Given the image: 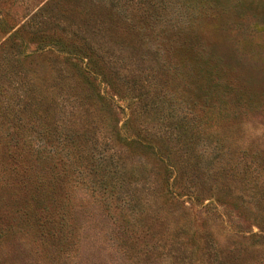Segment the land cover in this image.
Wrapping results in <instances>:
<instances>
[{"label": "rangeland", "instance_id": "rangeland-1", "mask_svg": "<svg viewBox=\"0 0 264 264\" xmlns=\"http://www.w3.org/2000/svg\"><path fill=\"white\" fill-rule=\"evenodd\" d=\"M2 44L0 264H264V0H0Z\"/></svg>", "mask_w": 264, "mask_h": 264}, {"label": "trees", "instance_id": "trees-1", "mask_svg": "<svg viewBox=\"0 0 264 264\" xmlns=\"http://www.w3.org/2000/svg\"><path fill=\"white\" fill-rule=\"evenodd\" d=\"M2 48H0V52H3V50L5 49V45H3L2 44ZM18 61V60H17ZM19 62V61H18ZM20 80V82H18L19 83V85L21 86L20 88V90H22V88H25L26 86H27V82H24V81H22L21 79H19ZM24 92V91H23ZM23 95L25 96V94L23 93ZM19 98H22V96H20ZM19 104V103H18ZM22 105V104H21ZM18 122H22L21 120H19ZM22 127V126H21ZM27 129H29V131H30V129H31V127L30 128H26V130ZM37 134L39 135V136H41L42 135V129H41V131H37ZM26 143H27V140H23V144H24V146L26 145ZM131 144H138L137 143V141H135V140H132V141H130L128 138L126 139V147H128V146H130ZM54 166H52L51 168H53ZM171 170V169H170ZM170 185L171 184H169V181H167V190H169V188H170ZM37 201V200H36ZM56 216V214H54V217ZM62 220V219H61Z\"/></svg>", "mask_w": 264, "mask_h": 264}]
</instances>
